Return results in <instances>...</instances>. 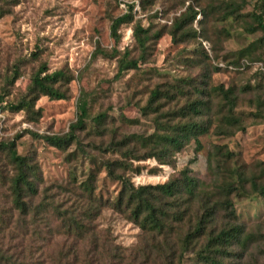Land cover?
<instances>
[{
    "label": "rangeland",
    "instance_id": "1",
    "mask_svg": "<svg viewBox=\"0 0 264 264\" xmlns=\"http://www.w3.org/2000/svg\"><path fill=\"white\" fill-rule=\"evenodd\" d=\"M229 3L241 7L234 16H230ZM200 5L197 7L195 0H0L4 11L0 17V93L7 94L0 103V144L14 141L18 154L35 167L34 182L40 183V192L47 189L42 203L48 205V214L38 230L50 231L53 237L49 242L34 243L36 249L54 256L77 251L78 260L83 261L95 248V243L93 246L62 234L67 230L63 221L80 215L83 205L69 184L85 182L92 171L96 175L92 182L96 183L95 196L104 203L117 197L121 184L107 176L101 163L122 159L118 152L107 151L114 137H148L155 132V114L146 116L142 109L156 88L174 93L175 87H180L183 96L170 103L176 111L201 97L198 92L205 93V100L210 93L211 114L217 118L227 109L221 110L224 101L213 90L230 89L235 98L234 114L242 118L246 130L228 138L201 136L200 151L196 152V145L190 142L168 158L171 165H160L155 159L132 161L133 168L140 171L127 174L135 187L164 184L185 168L191 169L194 178L206 180L207 154L214 145L226 146L251 173H258L257 167L264 163V42L260 32L247 29L253 26V13H261L264 19V0H201ZM128 6L133 7V20L120 28L121 38L115 43L110 32L112 20L125 14ZM190 8L203 12L191 25L196 34L190 31L189 36L174 41V26L189 16ZM137 24L154 35L144 55L133 38ZM97 49L107 53L117 50L120 55L127 51L130 58L139 60L138 69L118 77L117 59L93 58ZM41 65H46L49 73L61 70L72 78L68 98L56 101L40 97L30 112L8 110V105L26 95ZM16 70L20 76L10 85L6 81ZM82 94L89 95L90 117L107 113L103 136L90 121L87 132L80 135L85 154L76 145L63 151L32 137V133L67 134L76 121ZM12 170L0 150V174L7 178ZM5 194L0 188V205L8 208L10 199ZM234 208L248 238L245 246L235 249L236 263L264 264V198H235ZM92 214L90 229L99 238L96 247L104 250L110 244L125 255V264H131L140 248L138 226L109 206ZM12 218L6 242L10 231L19 238L31 232L29 221L14 213ZM192 259L188 255L182 264H190Z\"/></svg>",
    "mask_w": 264,
    "mask_h": 264
},
{
    "label": "trees",
    "instance_id": "2",
    "mask_svg": "<svg viewBox=\"0 0 264 264\" xmlns=\"http://www.w3.org/2000/svg\"><path fill=\"white\" fill-rule=\"evenodd\" d=\"M195 3L197 7L201 6V0H195ZM227 7L231 12L230 16L236 15L241 9L233 3H229ZM199 14L202 15L203 12ZM199 14L190 8L189 16L175 24L171 34L174 41L189 36L190 31L196 34L191 25ZM3 15L4 11L0 8V17ZM251 17L253 26H249L247 30L250 33L260 32V41L264 42L263 15L253 13ZM132 20V6H128L125 14L112 20L110 32L115 43L120 41V28L130 24ZM153 36L149 28L145 29L141 24L135 26L133 38L142 55ZM97 56L116 58L118 77L128 70L138 69L139 60L130 58L127 51L120 55L117 50L107 53L97 49L93 58ZM19 76L16 70L12 79L6 82L14 85ZM71 80L64 71L49 73L47 66L41 65L32 76L26 95L19 102L8 105L7 109L30 112L40 97L66 100L67 86ZM174 90L171 93L156 88L142 109L146 116L155 114V132L152 135H131L119 140L114 137L108 146L107 151L118 152L122 158L101 163L107 176L121 184L117 197L104 203L95 196L96 183L92 182L96 175L92 171L85 182L69 184L71 191L83 205L80 215L63 221L67 230L62 234L77 241L92 245L95 243V248L83 261L78 260L77 251L74 254L62 251L59 256H54L33 246L41 240L49 242L53 237L50 231L42 233L38 230V225L45 222L48 214V205L42 203L47 198V189L40 192V183L34 182L36 169L28 158L18 154L15 142L1 143L0 150L6 154L13 170L12 175L7 178L3 173L0 174V180H8L7 183H0V188L6 190L5 196L10 199L8 208L0 205V264H125L126 257L118 248L109 244L103 247L104 250H99L96 247L99 238L94 237L90 229L92 212L106 206L126 216L141 230L140 248L134 252L131 264H182L188 255L193 256L190 264H237L235 249L245 246L248 238L244 226L238 221L234 199L254 195L264 198V163L257 167L258 173H251L250 168L241 164L226 146L214 145L207 154V175L204 181L194 178L189 168L156 186L135 187L127 177L132 170L140 173L133 168L132 161L155 159L160 165H171L168 158L190 142L196 145V152L200 151L201 136L212 134L228 138L246 130L242 118L234 114L235 98L232 90L225 91L223 87L213 90V94L222 97L224 101L221 110L227 109L226 114L220 113V118L211 114L210 93L205 100V93L198 92L201 97L195 101L189 102L179 111L172 109L170 103L176 102V98L184 94L179 86ZM6 96V93H0V103H4ZM88 97V94L79 97L77 118L67 134L40 136L32 133V137L44 140L63 151L76 145L85 154L80 135L87 132L89 121L96 129L102 130L100 136L105 134L102 132H105L103 128L107 122V113L90 117ZM163 99L168 103L161 104ZM165 106L169 107L164 111ZM40 198L38 203L37 199ZM85 205L87 208H84ZM13 213L30 222L31 232L28 231L19 238L14 231H10L6 242L7 229L13 224Z\"/></svg>",
    "mask_w": 264,
    "mask_h": 264
}]
</instances>
